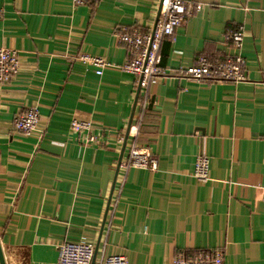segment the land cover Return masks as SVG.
Here are the masks:
<instances>
[{
    "label": "crops",
    "instance_id": "0c3cea01",
    "mask_svg": "<svg viewBox=\"0 0 264 264\" xmlns=\"http://www.w3.org/2000/svg\"><path fill=\"white\" fill-rule=\"evenodd\" d=\"M0 0V48L20 69L0 84V244L6 264H55L64 242L85 243L128 264H170L180 252L218 250L223 264H264V0H182L199 5L160 44L167 71L142 91L120 66L117 33H147L162 0ZM243 26L245 83H197L168 73L199 57L229 55ZM80 53L111 66L101 76ZM36 107L38 132L13 119ZM140 116L137 137L126 129ZM73 119L90 121L82 144ZM135 143L156 172L124 170ZM209 178L192 177L195 159Z\"/></svg>",
    "mask_w": 264,
    "mask_h": 264
},
{
    "label": "built area",
    "instance_id": "2783aa9c",
    "mask_svg": "<svg viewBox=\"0 0 264 264\" xmlns=\"http://www.w3.org/2000/svg\"><path fill=\"white\" fill-rule=\"evenodd\" d=\"M74 7L87 5V0H71ZM200 9L199 5H192L182 0H162L157 12V19L153 27L142 33L138 28L130 32H121L115 35L116 41L125 48L127 60L120 69L133 75L136 79L137 90L142 91V102L139 111H145L147 103V90L154 85L158 78L165 76L167 71L160 67L161 57L159 54L160 44L165 39L172 40L175 31L183 25L193 13ZM2 11L0 10V18ZM244 40L243 26L227 34L225 45L230 50L229 55L224 59H217L211 62L206 57H199L193 66L182 68L168 73L174 78H186L197 83H233L240 84L247 81L245 64L242 55ZM76 60L92 66L95 74L101 76L103 70L110 67L103 58L93 57L80 53ZM20 63L18 53L13 49L0 48V84L9 83L19 72ZM138 116L126 129V137L134 141L138 134ZM40 118L36 107L28 108L26 112L13 119V128L20 134L30 137L38 132ZM93 125L90 121L73 119L70 122V131L81 138L82 144L87 145L88 141L96 142L89 137ZM87 142V143H86ZM119 167L124 170H147L156 172L158 161L147 148H140L135 143L131 144L126 158L120 162ZM192 177L199 183H206L209 178V160L205 156H198L195 159ZM263 201H264V188ZM58 257L55 264H128L123 255L104 256L94 258V247L85 243L64 242L57 248ZM224 256L221 251L207 250L195 253H178L170 264H223Z\"/></svg>",
    "mask_w": 264,
    "mask_h": 264
},
{
    "label": "water",
    "instance_id": "95a60500",
    "mask_svg": "<svg viewBox=\"0 0 264 264\" xmlns=\"http://www.w3.org/2000/svg\"><path fill=\"white\" fill-rule=\"evenodd\" d=\"M0 264H6L4 254L1 248V244H0ZM91 264H93V262Z\"/></svg>",
    "mask_w": 264,
    "mask_h": 264
},
{
    "label": "trees",
    "instance_id": "16d2710c",
    "mask_svg": "<svg viewBox=\"0 0 264 264\" xmlns=\"http://www.w3.org/2000/svg\"><path fill=\"white\" fill-rule=\"evenodd\" d=\"M235 31V30H234ZM233 32V31H232ZM231 33V32H230ZM229 34V33H228ZM204 57V56H203ZM208 60H210L211 62L216 61V58H210V57H206ZM222 59H224L223 57H221Z\"/></svg>",
    "mask_w": 264,
    "mask_h": 264
}]
</instances>
